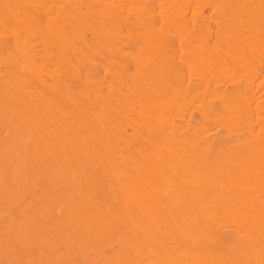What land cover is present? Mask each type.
I'll use <instances>...</instances> for the list:
<instances>
[{
	"label": "bare ground",
	"instance_id": "obj_1",
	"mask_svg": "<svg viewBox=\"0 0 264 264\" xmlns=\"http://www.w3.org/2000/svg\"><path fill=\"white\" fill-rule=\"evenodd\" d=\"M9 263L264 264V0H0Z\"/></svg>",
	"mask_w": 264,
	"mask_h": 264
},
{
	"label": "rangeland",
	"instance_id": "obj_2",
	"mask_svg": "<svg viewBox=\"0 0 264 264\" xmlns=\"http://www.w3.org/2000/svg\"><path fill=\"white\" fill-rule=\"evenodd\" d=\"M12 263H14V262H12ZM12 263H11V264H12ZM9 264H10V263H9Z\"/></svg>",
	"mask_w": 264,
	"mask_h": 264
}]
</instances>
